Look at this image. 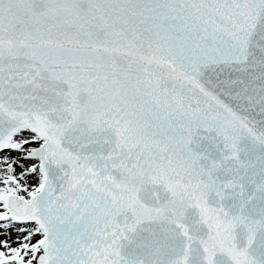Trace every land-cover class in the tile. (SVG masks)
<instances>
[{
    "label": "snow or ice",
    "instance_id": "obj_1",
    "mask_svg": "<svg viewBox=\"0 0 264 264\" xmlns=\"http://www.w3.org/2000/svg\"><path fill=\"white\" fill-rule=\"evenodd\" d=\"M0 264H264V0H0Z\"/></svg>",
    "mask_w": 264,
    "mask_h": 264
}]
</instances>
